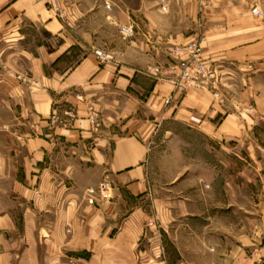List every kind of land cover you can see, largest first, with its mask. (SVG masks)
I'll return each mask as SVG.
<instances>
[{
  "label": "crops",
  "instance_id": "crops-1",
  "mask_svg": "<svg viewBox=\"0 0 264 264\" xmlns=\"http://www.w3.org/2000/svg\"><path fill=\"white\" fill-rule=\"evenodd\" d=\"M58 1L0 0V264H264V0Z\"/></svg>",
  "mask_w": 264,
  "mask_h": 264
},
{
  "label": "built area",
  "instance_id": "built-area-1",
  "mask_svg": "<svg viewBox=\"0 0 264 264\" xmlns=\"http://www.w3.org/2000/svg\"><path fill=\"white\" fill-rule=\"evenodd\" d=\"M43 2L55 17L58 19H63L65 17L63 7L58 0H43ZM250 14L254 18H259L261 15L260 11L256 8H251ZM118 34L122 37H131L132 27L129 25H122L118 28ZM93 54L99 64H104L111 60V57L102 51L94 50ZM171 54L178 59V62L173 69L176 73V80L173 85L177 93L185 94L191 89L201 88L213 77V68L207 61L202 59L201 50L197 42L191 41L186 46L175 48ZM75 98L79 99L78 96ZM85 111L86 120L91 130L95 133L98 132L100 123L97 112L90 104L86 106ZM64 114L69 119L73 118V114L70 111H66ZM54 122L55 117L51 116L49 124L52 125ZM156 220L157 218L153 217L149 222V225L153 224Z\"/></svg>",
  "mask_w": 264,
  "mask_h": 264
},
{
  "label": "rangeland",
  "instance_id": "rangeland-1",
  "mask_svg": "<svg viewBox=\"0 0 264 264\" xmlns=\"http://www.w3.org/2000/svg\"><path fill=\"white\" fill-rule=\"evenodd\" d=\"M108 7V5L107 4H104L103 5V8H107ZM64 10V9H63ZM261 17H262V15H261ZM123 25H129V26H131L132 27V36H133V34H134V28H133V25H132V23H130V22H128V23H125V24H123ZM122 26V25H121ZM120 27V26H119ZM118 27V28H119ZM117 33H118V29H117ZM118 36H120L119 34H118ZM131 36V37H132ZM121 38H123V39H128V38H131V37H122V36H120ZM99 51H101V50H99ZM94 52V51H93ZM102 52H104V51H102ZM105 54H107L109 57H111L110 56V53H108V52H104ZM94 55V54H93ZM174 86V85H173ZM174 91H175V89H174ZM254 138L255 139H257V140H259V142L260 141H264V134L262 133V132H256L255 134H254ZM191 141L192 140H190V142H188L187 141V139L185 138V140H184V143L181 145V151H182V154H184V155H187V154H190V153H201V158H203V156H204V154H203V149L204 148H202V146H201V148H198V145L199 144H203V141H201V140H199L198 142H194V144L196 145V147L194 148V144H192L191 143ZM163 150H165V149H162V148H159L158 150H157V154H154L155 155V159L157 160V164L156 163H154V168L155 167H158L159 168V166H160V164H158V162H159V160H160V156H161V154H162V152H163ZM187 152V153H183V152ZM190 151V152H189ZM253 154H256V149L254 148V151H253Z\"/></svg>",
  "mask_w": 264,
  "mask_h": 264
}]
</instances>
